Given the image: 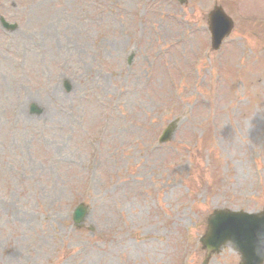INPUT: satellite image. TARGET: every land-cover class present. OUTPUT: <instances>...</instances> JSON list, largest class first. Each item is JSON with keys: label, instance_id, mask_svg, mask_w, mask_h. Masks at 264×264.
Instances as JSON below:
<instances>
[{"label": "rangeland", "instance_id": "obj_1", "mask_svg": "<svg viewBox=\"0 0 264 264\" xmlns=\"http://www.w3.org/2000/svg\"><path fill=\"white\" fill-rule=\"evenodd\" d=\"M187 2L0 0V264H200L213 210L264 207V0Z\"/></svg>", "mask_w": 264, "mask_h": 264}, {"label": "water", "instance_id": "obj_2", "mask_svg": "<svg viewBox=\"0 0 264 264\" xmlns=\"http://www.w3.org/2000/svg\"><path fill=\"white\" fill-rule=\"evenodd\" d=\"M214 19L222 20L220 24L210 26L213 47L217 49L221 39L228 34L230 23L223 15L216 13ZM172 129L167 128L162 139L170 136ZM85 211L80 207L74 214V223H79ZM208 226L200 242L210 253H218L220 247L230 242L232 248L241 255L240 264H262L264 260V209L260 214L247 215L215 211L207 220Z\"/></svg>", "mask_w": 264, "mask_h": 264}, {"label": "flooded vegetation", "instance_id": "obj_3", "mask_svg": "<svg viewBox=\"0 0 264 264\" xmlns=\"http://www.w3.org/2000/svg\"><path fill=\"white\" fill-rule=\"evenodd\" d=\"M199 1V0H198ZM206 1V0H205ZM188 3V2H187ZM4 9H2V11H3ZM0 11H1V7H0ZM205 24H206V16H205Z\"/></svg>", "mask_w": 264, "mask_h": 264}]
</instances>
